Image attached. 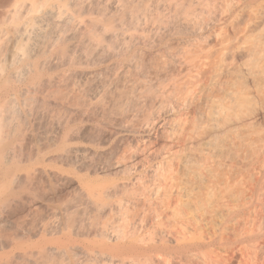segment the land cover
Returning a JSON list of instances; mask_svg holds the SVG:
<instances>
[{"label": "bare ground", "instance_id": "6f19581e", "mask_svg": "<svg viewBox=\"0 0 264 264\" xmlns=\"http://www.w3.org/2000/svg\"><path fill=\"white\" fill-rule=\"evenodd\" d=\"M245 208L264 264V0H0V264H238Z\"/></svg>", "mask_w": 264, "mask_h": 264}, {"label": "rangeland", "instance_id": "374dc122", "mask_svg": "<svg viewBox=\"0 0 264 264\" xmlns=\"http://www.w3.org/2000/svg\"><path fill=\"white\" fill-rule=\"evenodd\" d=\"M241 166V165H240ZM231 167H234V171L232 170V172H235V175H236V177L237 178H239V180L240 181H242V182H240L239 183V185L237 186L236 185V188H234L233 187V189H235V190H233L232 189V191L230 192L231 193V195L229 194V195H227L226 197H227V200H229V205H231V204H233V205H235L236 207L237 206H239V207H241V206H243L242 208H244V205L245 204H247V202H249L250 200H251V198H252V193L254 194V188H256V186H257V184L255 185V182L257 183V178L255 179V177L250 173V174H247L248 172V170H246V168L245 167H240L239 168V165L237 164H235L234 166L232 165V166H227V168H231ZM224 168V167H223ZM224 171H225V169H223ZM240 175H238V174ZM246 173V174H245ZM244 175V177H242L243 175ZM253 176V178L251 177V176ZM248 176V177H247ZM242 177V178H241ZM246 177V178H245ZM252 178L251 180H250V178ZM246 179V180H245ZM244 180V181H243ZM255 180H257V181H255ZM242 183H243V185H242ZM245 185V186H244ZM253 185H255V186H253ZM238 187H240V188H238ZM254 187V188H253ZM253 188V189H252ZM238 190V191H237ZM242 190V191H241ZM254 190V191H253ZM244 191V192H243ZM239 193V194H238ZM236 194V195H235ZM241 196V197H240ZM229 197V198H228ZM236 197V198H235ZM249 197H251L250 199H249ZM232 200V201H231ZM246 200V201H245ZM230 202H232L231 204H230ZM242 202H244V203H242ZM244 204V205H243ZM246 209V208H245ZM245 209H242L243 211H242V216L240 215V218L242 219V220H240V218H238L239 220H235V221H233V222H231V223H229L228 225H227V227L225 228L226 230L228 229V231H225L224 230V234L222 235V237H224V238H222V239H225V240H223L222 241V244H223V248L222 249H224V250H222V249H218V251L220 250H222L221 252L223 253H221L220 251H219V253L221 254V255H223V257L225 258V259H227V261L229 260L230 261V259H232L234 256L236 257H234L235 258V260H236V262L239 264V262L241 261L242 262V264H243V262L245 263L248 259H249V256L248 255H251V254H249L250 252H251V250H250V245H248V243H247V241H246V239L248 238V236L250 235L249 233H251L250 231H252L253 230V226L252 227H250V225H247L246 224V222L245 221H247L248 219L247 218H250V215H251V217L253 218V215L256 217V215L254 214V211H252V209L253 208H250L249 210L248 209H246V211H245ZM254 210V209H253ZM206 211H207V213H206ZM247 211H249V212H247ZM258 212H261L260 211V208H259V211ZM202 213H204V217H203V221L202 222H200V223H202V224H200V223H197L196 221H194V222H196L197 223V225H196V228H197V230H198V232H201L202 231V233H207V234H213V232H215L214 230H215V228H217L218 226L217 225H219L220 226V224H219V222L221 223V220L223 219V218H213L214 216H211L212 215V212H211V209L209 210V209H207V210H203L202 211ZM206 213V214H205ZM211 213V214H210ZM248 215H246V214ZM258 215H259V213L257 214V217H258ZM208 217V218H207ZM211 217V218H210ZM243 217H244V219H243ZM254 217V218H255ZM220 219V220H219ZM244 220V221H243ZM223 221V220H222ZM238 221V222H237ZM192 222H193V220H192ZM193 222V223H194ZM216 223V224H215ZM206 224V225H205ZM247 226H246V225ZM200 225H202V226H200ZM217 226V227H216ZM229 226V227H228ZM247 227V228H246ZM202 229V230H201ZM255 229V228H254ZM194 230H196V229H194ZM200 230V231H199ZM250 230V231H249ZM197 232V231H196ZM246 232V233H245ZM226 233H228L227 235H226ZM245 233V234H244ZM248 233V234H247ZM244 237V238H243ZM257 240L255 241V242H257L259 239L258 238H256ZM245 241V242H244ZM260 242H258L260 245H262L263 246V244H264V236L259 240ZM245 243H246V245H245ZM252 243H254V242H252ZM256 244V246H259V244ZM226 245V247L228 246V248H226L225 247V245ZM245 245V246H244ZM250 246V247H249ZM247 247H249L248 249H247ZM214 249H216L215 247H214ZM216 249V250H217ZM227 249V250H226ZM247 249V250H246ZM236 254V255H235ZM233 256V257H232ZM239 259V260H238ZM241 264V263H240Z\"/></svg>", "mask_w": 264, "mask_h": 264}]
</instances>
